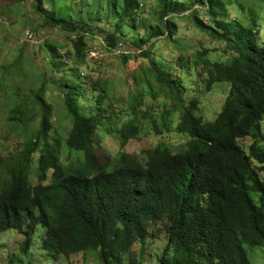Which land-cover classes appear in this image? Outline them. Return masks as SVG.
Returning a JSON list of instances; mask_svg holds the SVG:
<instances>
[{
	"label": "trees",
	"instance_id": "trees-1",
	"mask_svg": "<svg viewBox=\"0 0 264 264\" xmlns=\"http://www.w3.org/2000/svg\"><path fill=\"white\" fill-rule=\"evenodd\" d=\"M34 1L35 10L44 15L47 25L78 35L73 51L75 63L86 65L85 75L77 73L81 80L91 76L89 36L97 37L99 31L88 20L76 22V17L83 20L85 11L98 6L107 17L117 18V27L106 36L107 48L116 51L123 38L121 25L138 17L140 2L59 0L53 2L58 9L47 10L45 0ZM202 3L211 5L213 15L227 4L225 0ZM181 5L178 0H159L154 35L166 33V19L180 12ZM80 8L82 12L77 10ZM258 19L253 14L239 22L214 19L207 23L197 16L198 25L227 40L236 53L228 62L206 60L212 81L231 83L215 120L206 121L197 113V101L186 104L181 80L170 78L160 64L152 67L163 85L155 91L150 85L146 93L158 97L163 92L173 102L161 115H150L149 123L161 135L166 130L177 131L189 134L190 139L180 151L168 143L149 150L147 165L125 151L143 132L140 117L146 93L132 102L136 117L120 123L121 152L103 162L95 140L98 126L107 124V83L100 81L104 92L99 97L100 114L91 116L81 111L82 87L65 83L69 88L65 97L67 117L72 123L65 141L53 137V107L46 100L45 78L30 93L22 92L19 85L11 91L0 89V232L20 230L25 234L23 252L28 253L33 233L41 223L47 228L44 248L53 254L94 251L103 264H123L135 244L147 240L152 226L167 220L174 254L163 257L161 264H250L246 245H264V179L253 163L255 159L264 166V148L260 145L264 43L259 40ZM51 44L60 49L59 44ZM144 55L149 57L150 53ZM129 58L127 55V61ZM110 118L120 121L119 117ZM6 127L9 134L22 139L20 149L8 155ZM248 137L255 139L250 154L240 143L241 138ZM37 153L41 156L35 167ZM254 194H259V203Z\"/></svg>",
	"mask_w": 264,
	"mask_h": 264
},
{
	"label": "rangeland",
	"instance_id": "rangeland-1",
	"mask_svg": "<svg viewBox=\"0 0 264 264\" xmlns=\"http://www.w3.org/2000/svg\"><path fill=\"white\" fill-rule=\"evenodd\" d=\"M58 1L45 0V9H58L59 5L53 3ZM139 1L138 17L121 25L123 38L116 51L107 48L106 36L117 27V18L107 17L106 11L98 6L93 11H85L83 20L76 17V22L88 20L99 31L97 37L89 36L90 47L93 50L97 48L98 57L90 54L88 70L91 76L81 80L77 78V73L82 71L83 74L86 65L81 67L75 63L73 41L77 39V34L47 25L44 15L35 10L34 0H0V89L4 87L11 91L19 85L22 92L30 93L45 78L48 82L46 100L53 107V137L65 141L72 129L65 105L69 90L65 83L82 87L80 107L86 116L100 114L99 97L104 95L100 81L107 83L110 88L104 101L107 124L106 127L98 126L95 140L96 152L103 162L122 150L119 127L121 122L136 117L131 108L134 98L142 92L146 93L150 85L153 91L163 85L151 70L153 66L160 64L170 78L183 82L186 104L197 101V113L206 121L215 120L222 110L231 83L212 81L206 60L228 62L236 53L227 40L216 38L211 29L198 25L197 16L210 23L214 19L239 22L257 14L258 36L264 43V0H225L227 9H216L215 15L210 12L211 5L202 3L207 0H178L182 3L181 11L173 12L166 19L164 35H154L155 29L152 28L158 25L159 0ZM77 10L83 11L82 8ZM169 23L173 26L170 27ZM51 43L59 44L60 49L53 48ZM145 52H149L150 56L144 55ZM127 55L130 56L128 61ZM159 93L158 97L146 93L140 117L143 132L125 148L145 165L149 162L148 151L159 144L168 143L180 151L190 139L187 133L166 130L161 135L152 128L148 120L150 115H161L173 102L166 93ZM111 116L119 117L120 121L111 119ZM175 120L177 126L179 112ZM4 135L7 155L20 149L21 138L9 134V128ZM240 143L250 154L255 139L241 138ZM260 145L264 148V125ZM40 156V153L35 155V167L39 166ZM63 160L67 161V157L63 156ZM253 163L264 179L263 165L255 159ZM52 175L51 172L48 183H51ZM38 181L36 179V183ZM255 198L259 203V194ZM168 223L163 220L154 224L147 240L137 242L123 264H161L163 257H173L174 244H169ZM46 237L47 228L40 223L33 233L32 248L24 253V233L17 228L0 232V264H103L100 254L94 251L77 252L71 256L53 254L44 248ZM246 248L250 264H264V245L258 248L246 245Z\"/></svg>",
	"mask_w": 264,
	"mask_h": 264
},
{
	"label": "bare ground",
	"instance_id": "bare-ground-1",
	"mask_svg": "<svg viewBox=\"0 0 264 264\" xmlns=\"http://www.w3.org/2000/svg\"><path fill=\"white\" fill-rule=\"evenodd\" d=\"M143 124H145V123H143ZM144 126H145V125H144ZM154 127H156V126H154ZM143 129H144V128H143ZM159 129H160V128H159ZM159 129H158V130H159ZM158 134H159V133H158ZM160 134H161V133H160ZM116 137H117V136H116ZM101 138H102V137H101ZM116 139H117V138H116ZM136 139H137V138H136ZM102 140H103V139H102ZM118 141H119V140H118ZM183 146H184V145H183ZM166 147L168 148L169 146L167 145ZM170 149H171V148H170ZM176 149H177V148H176ZM176 149H175V150H176ZM173 150H174V149H173ZM175 150H174V151H175ZM178 150H179V149H178ZM249 162H250V160H249ZM263 167H264V166H263ZM246 168H247V167H246ZM257 168H258V167H257ZM243 169H244V168H243ZM243 169H242V170H243ZM260 170H261V169H260ZM239 172H240V171H239ZM255 172H256V171H255ZM256 173H257V172H256ZM254 195H256V194H254Z\"/></svg>",
	"mask_w": 264,
	"mask_h": 264
},
{
	"label": "built area",
	"instance_id": "built-area-1",
	"mask_svg": "<svg viewBox=\"0 0 264 264\" xmlns=\"http://www.w3.org/2000/svg\"><path fill=\"white\" fill-rule=\"evenodd\" d=\"M31 36H32V34H31ZM92 54H93V56L98 57L97 48L92 51ZM84 75H85V73H84Z\"/></svg>",
	"mask_w": 264,
	"mask_h": 264
}]
</instances>
